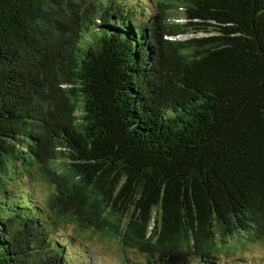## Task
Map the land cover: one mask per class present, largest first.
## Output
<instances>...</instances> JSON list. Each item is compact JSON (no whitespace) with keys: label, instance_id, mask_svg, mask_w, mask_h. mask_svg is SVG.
<instances>
[{"label":"trees","instance_id":"1","mask_svg":"<svg viewBox=\"0 0 264 264\" xmlns=\"http://www.w3.org/2000/svg\"><path fill=\"white\" fill-rule=\"evenodd\" d=\"M110 240L264 264V0H0V264Z\"/></svg>","mask_w":264,"mask_h":264},{"label":"rangeland","instance_id":"2","mask_svg":"<svg viewBox=\"0 0 264 264\" xmlns=\"http://www.w3.org/2000/svg\"><path fill=\"white\" fill-rule=\"evenodd\" d=\"M93 245L96 247L97 251L91 253V264H111L117 254H120L118 250V246L115 244L114 240L107 241V243H94ZM259 249L258 251H254L253 253L261 255L264 253V243L256 244ZM105 250L109 251L106 252ZM119 251V252H117ZM98 253H102V255H98ZM264 256V254H263Z\"/></svg>","mask_w":264,"mask_h":264}]
</instances>
